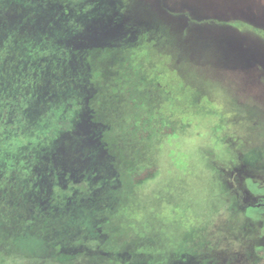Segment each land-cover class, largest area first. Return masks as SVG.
<instances>
[{
    "label": "trees",
    "instance_id": "16d2710c",
    "mask_svg": "<svg viewBox=\"0 0 264 264\" xmlns=\"http://www.w3.org/2000/svg\"><path fill=\"white\" fill-rule=\"evenodd\" d=\"M134 1L0 0V228L15 215L22 238L28 233L41 237L57 254L53 261L25 257L26 264H208L204 251L211 247L208 234L218 203L206 211L204 222L187 228L189 206L179 202L171 208L180 219L166 241L173 246L162 248L161 226L144 221L149 207L141 205L138 190L163 171L184 170L179 162L185 166L191 158L187 128L197 116L205 118L206 110L198 105L200 96L191 105L171 104V77L162 78L160 72L166 71L154 69L157 65L139 53L145 44L152 52L151 46L171 38L169 29L146 18L138 20V27L128 24ZM157 25L161 40L142 41L148 27ZM199 25L216 27L218 37L221 27L235 30L228 36L240 43L254 45L250 32L264 38L253 23L239 19L189 20L192 30ZM127 27L138 31L140 41L128 43ZM229 41H218L225 58L240 52ZM254 47L253 53L264 52ZM154 91L158 95L152 96ZM238 110H232L231 119ZM223 118L219 134L224 126L239 130L235 121ZM240 130L232 137L237 152L231 142L223 146L226 138L214 137L230 153L217 163L250 173L264 144L260 136L250 135L248 141ZM164 140L177 142L166 154L172 167L140 164L147 149ZM217 165L212 162L211 169L219 170ZM243 182L260 197L245 205L244 216L255 219L264 212V186L251 177ZM5 183L9 189L2 187ZM226 190L220 181L219 200ZM115 205H126L132 222H111ZM81 208L85 215L79 218ZM254 253V264H264V245L255 246Z\"/></svg>",
    "mask_w": 264,
    "mask_h": 264
},
{
    "label": "rangeland",
    "instance_id": "374dc122",
    "mask_svg": "<svg viewBox=\"0 0 264 264\" xmlns=\"http://www.w3.org/2000/svg\"><path fill=\"white\" fill-rule=\"evenodd\" d=\"M147 6L149 9L146 11ZM129 15L127 23L132 22L133 26L138 27V20L146 18L147 23H161L169 29L171 38L167 36L162 43L151 46L152 52L148 51L150 48L145 44L139 53L146 61H153H149L151 65H157L154 69L159 71L162 68L166 71L165 74L159 71L162 78L168 74L171 77L168 80L170 88L167 89L170 91L171 104L186 106L188 103L192 104L191 99L200 96L202 100L197 104H203L206 110L205 118L194 116L196 122L187 128L189 136L186 138L189 140H186L191 158L185 166L179 162L185 171L174 168L171 175H166L163 171L155 181L138 190L141 205L149 207L146 213L143 211L144 217L148 214L146 219L150 215L147 221L144 218L145 223L149 221L154 226H161V247H168L172 244H167L166 241L173 238L172 234L177 231L180 221L171 208L175 209L179 202H185L189 206L187 223L183 227L187 228L195 226L197 222H204L207 218L206 211H214L218 203L219 215L214 218L216 222L210 227L208 234L211 247L205 248L204 258L209 260L208 264H254L257 259L255 246L264 245V212L255 219L244 216L245 205L260 202V197L252 195L243 181L245 177H251L264 186V149L258 147L256 153L261 154V160L250 173L245 168L234 170L217 162L222 158L229 159L227 155L230 157V153L224 148L229 142L232 143L234 152H237V142H232V137L236 138L237 132L242 133V128L245 129V138L250 135L255 138L260 136L258 139L264 144V52H252L256 49L254 46L259 51L264 50V38L256 32H250L251 37L256 38L254 45H251L246 41L240 43L236 36H228L230 32L236 34L230 28L221 27L218 37L216 27L199 25L192 30L188 25L190 19H216L225 23L239 19L253 23L264 33V0H135ZM158 32H163L158 25L149 26L142 41L149 36L161 40ZM137 33V30L127 27L124 37L128 43H135L141 39ZM221 37L226 41L230 40L231 46L236 51L239 49V54H228L226 58L225 55L222 56L224 46L218 42ZM154 94L157 92L154 91L152 96ZM236 108L239 109L238 116L231 119V112ZM220 117L235 121V128L238 127L239 130L233 132L224 126L219 134ZM216 136L226 138L222 140L224 147L214 139ZM176 143L166 140L156 143L153 149H147L140 164L160 166L162 170L171 168L166 154L170 149L176 148ZM252 145L257 146L254 142ZM212 162L218 164L219 170L216 167L211 169ZM220 181L226 185L227 190L219 200ZM2 187L10 188L6 183ZM166 189H171L172 193ZM166 203L169 205L166 206ZM125 206L115 205L111 211L114 215L111 222H132L125 213ZM84 210H78L79 218L85 215ZM102 215L106 216L105 213ZM14 216L10 215L8 224L0 228V259L6 258L10 262L7 264H26L25 257L53 261L57 254L48 241L31 233L22 238V227ZM10 256L15 258L10 259ZM193 264H202V261Z\"/></svg>",
    "mask_w": 264,
    "mask_h": 264
}]
</instances>
